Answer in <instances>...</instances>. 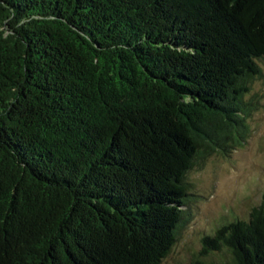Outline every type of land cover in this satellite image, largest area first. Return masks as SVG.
<instances>
[{
    "label": "trees",
    "instance_id": "16d2710c",
    "mask_svg": "<svg viewBox=\"0 0 264 264\" xmlns=\"http://www.w3.org/2000/svg\"><path fill=\"white\" fill-rule=\"evenodd\" d=\"M260 63L264 0H0V264H160ZM200 240L264 264V194Z\"/></svg>",
    "mask_w": 264,
    "mask_h": 264
},
{
    "label": "rangeland",
    "instance_id": "374dc122",
    "mask_svg": "<svg viewBox=\"0 0 264 264\" xmlns=\"http://www.w3.org/2000/svg\"><path fill=\"white\" fill-rule=\"evenodd\" d=\"M260 67L263 78L251 84L250 93L245 97L250 105L248 115L243 117L244 125L233 133L239 144H232L225 151L216 147L190 171V219L160 264L206 262L200 255L202 236L211 232L222 219H245L249 210L262 201L264 167L241 165L253 149L257 154L264 153V63H260ZM229 173L235 176L234 180L226 181Z\"/></svg>",
    "mask_w": 264,
    "mask_h": 264
},
{
    "label": "clouds",
    "instance_id": "9594fccd",
    "mask_svg": "<svg viewBox=\"0 0 264 264\" xmlns=\"http://www.w3.org/2000/svg\"><path fill=\"white\" fill-rule=\"evenodd\" d=\"M242 167H251L252 165H259L264 167V153L257 154L255 149L252 152L248 153L243 161H241ZM235 179V176L232 173H229L226 181H232Z\"/></svg>",
    "mask_w": 264,
    "mask_h": 264
}]
</instances>
